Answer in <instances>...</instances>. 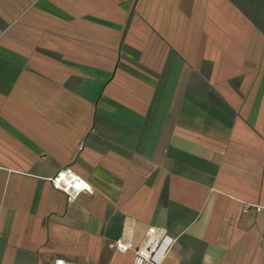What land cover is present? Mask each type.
I'll return each mask as SVG.
<instances>
[{
	"label": "crops",
	"instance_id": "obj_1",
	"mask_svg": "<svg viewBox=\"0 0 264 264\" xmlns=\"http://www.w3.org/2000/svg\"><path fill=\"white\" fill-rule=\"evenodd\" d=\"M151 226L161 264H264V0H0V264Z\"/></svg>",
	"mask_w": 264,
	"mask_h": 264
},
{
	"label": "built area",
	"instance_id": "obj_2",
	"mask_svg": "<svg viewBox=\"0 0 264 264\" xmlns=\"http://www.w3.org/2000/svg\"><path fill=\"white\" fill-rule=\"evenodd\" d=\"M52 186L66 195L67 201H72L81 192H90V184L69 167L59 169L49 177ZM256 209H259L257 207ZM246 210V208H245ZM175 242V237L165 230L148 227L144 241L140 245H133L131 241L116 239L112 246L115 250L125 253L132 250L134 255L131 264H161ZM48 264H84L56 257Z\"/></svg>",
	"mask_w": 264,
	"mask_h": 264
}]
</instances>
